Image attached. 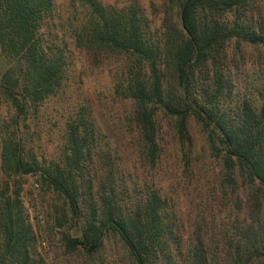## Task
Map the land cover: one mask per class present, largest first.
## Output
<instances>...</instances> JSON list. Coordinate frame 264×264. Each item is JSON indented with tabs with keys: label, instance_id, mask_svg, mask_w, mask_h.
Masks as SVG:
<instances>
[{
	"label": "trees",
	"instance_id": "trees-1",
	"mask_svg": "<svg viewBox=\"0 0 264 264\" xmlns=\"http://www.w3.org/2000/svg\"><path fill=\"white\" fill-rule=\"evenodd\" d=\"M69 2L70 41L51 31L54 0H0V106L10 112L0 118V264H44L21 196L26 175L66 204L58 226L80 223L79 236L62 235L68 252L92 256L112 235L125 251L117 264H264V72L243 87L233 77L242 46L264 53V0H165L159 24L142 0ZM74 50L119 63L113 94L129 103L149 166L161 158L165 126L182 141L193 120L218 163V185L244 201L245 219L219 240L211 228L185 238L171 199L115 167L87 104L58 107L50 155L27 147L23 129L59 97Z\"/></svg>",
	"mask_w": 264,
	"mask_h": 264
},
{
	"label": "rangeland",
	"instance_id": "rangeland-1",
	"mask_svg": "<svg viewBox=\"0 0 264 264\" xmlns=\"http://www.w3.org/2000/svg\"><path fill=\"white\" fill-rule=\"evenodd\" d=\"M164 1L142 0L153 24L161 21ZM72 17L73 8L69 0H54L51 31L70 41L69 27L74 23ZM241 53L244 54L245 63L241 71L233 75L237 78L238 87L255 83L252 80L264 72V53L244 46ZM72 58L59 97L45 103L41 121L33 117L26 123L27 127L23 130L27 147L35 154L50 155L60 142L61 124L55 119L58 118V107L69 111L76 104H87L105 132L115 167L128 181L159 188L171 199L184 224L185 238L197 232L202 235L205 228H211L219 240L229 231L231 224L245 219L244 201L238 206L236 195L218 185V163L209 154L204 132L193 120L188 125V137L182 141L165 126L159 140L161 158L155 166H149L138 156L136 134L127 119L129 103L113 94L119 63L116 59H90L77 50H74ZM9 113L5 104L0 106L1 119H7ZM236 194L243 198L240 191ZM21 196L36 236V256L44 264H117L123 261L124 247L112 235L104 238L101 250L92 256L82 251L68 252L62 235L79 236L80 223L72 219L63 227L56 224V218H69V211L55 193L41 188L35 175L23 177ZM74 231L77 235H73Z\"/></svg>",
	"mask_w": 264,
	"mask_h": 264
},
{
	"label": "water",
	"instance_id": "water-1",
	"mask_svg": "<svg viewBox=\"0 0 264 264\" xmlns=\"http://www.w3.org/2000/svg\"><path fill=\"white\" fill-rule=\"evenodd\" d=\"M73 235H77V232H76V231H74Z\"/></svg>",
	"mask_w": 264,
	"mask_h": 264
}]
</instances>
